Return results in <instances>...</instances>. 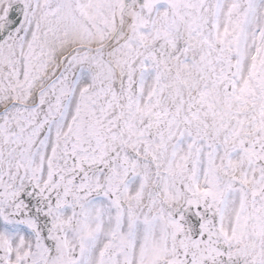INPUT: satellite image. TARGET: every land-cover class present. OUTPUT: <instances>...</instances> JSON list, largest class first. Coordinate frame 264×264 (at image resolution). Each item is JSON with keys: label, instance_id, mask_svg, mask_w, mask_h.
<instances>
[{"label": "snow or ice", "instance_id": "1", "mask_svg": "<svg viewBox=\"0 0 264 264\" xmlns=\"http://www.w3.org/2000/svg\"><path fill=\"white\" fill-rule=\"evenodd\" d=\"M0 264H264V0H0Z\"/></svg>", "mask_w": 264, "mask_h": 264}]
</instances>
